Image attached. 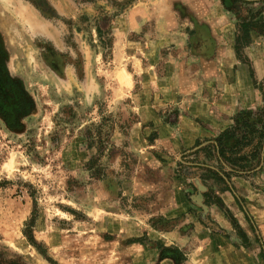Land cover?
Masks as SVG:
<instances>
[{
    "label": "rangeland",
    "instance_id": "1",
    "mask_svg": "<svg viewBox=\"0 0 264 264\" xmlns=\"http://www.w3.org/2000/svg\"><path fill=\"white\" fill-rule=\"evenodd\" d=\"M216 6L242 55L264 0H0V264H264V90L229 127L258 129L232 152L260 142L245 169L218 135L175 140L186 98L209 93Z\"/></svg>",
    "mask_w": 264,
    "mask_h": 264
},
{
    "label": "crops",
    "instance_id": "2",
    "mask_svg": "<svg viewBox=\"0 0 264 264\" xmlns=\"http://www.w3.org/2000/svg\"><path fill=\"white\" fill-rule=\"evenodd\" d=\"M211 13L213 17L208 19V24L213 26L212 23L214 25L217 23V27H213L215 29H212L210 37H205L206 40H202V43L209 45L208 51L202 53L206 55L203 67L206 72L204 78L207 87H209V93H196L186 98L185 108L189 116L182 115L178 119L180 137L179 140L175 138L179 144V150L196 147L202 138L215 137L231 127L233 115L237 114L239 110L254 109L263 104L264 22L261 27L249 31L246 41H241L240 37L237 38V42L245 44L241 51L242 55H237L234 45L235 37L239 36V32L237 31V34L235 25H232L230 21L229 23L224 22L225 16L221 14L218 6L212 9ZM215 39L218 45L214 49ZM212 89L214 92H211ZM168 138H173V136ZM171 147L173 148V144ZM220 196L225 204L232 202L228 190L223 191ZM181 197L182 195L178 193L177 207L169 211L170 217L178 213L179 205L183 206V209L188 207L189 204ZM187 217L192 222L195 219V215L191 213H187ZM199 229L197 236L203 238V241L205 240L209 246L218 247V252H221V247L225 248V237L218 233H211L208 228H203L202 225L199 226ZM180 241H185V238ZM205 251L209 254V248H206ZM204 256L206 255H201L202 261Z\"/></svg>",
    "mask_w": 264,
    "mask_h": 264
},
{
    "label": "trees",
    "instance_id": "3",
    "mask_svg": "<svg viewBox=\"0 0 264 264\" xmlns=\"http://www.w3.org/2000/svg\"><path fill=\"white\" fill-rule=\"evenodd\" d=\"M259 27H261V24L259 25ZM243 29L245 30V32L243 33V35H241L243 41H246V36H247V30L246 26H243ZM244 124V123H243ZM245 128L242 130L243 134L240 136H235V127L234 128H227L225 130H223L215 139V144L217 146L218 149V154L222 155L223 158L230 163L233 167H238V168H242L245 169L246 164L243 162H246L248 160V158L252 157L253 155L257 154L259 152L260 149V142L258 141L257 144H255L253 146V148L250 150L249 154H239V155H232V152L234 150L237 149V147L240 144H246L247 142H250L251 140V135L252 133H254L255 131H257L258 129L255 126L249 125L245 122V124L243 125ZM263 130H258V136H263L264 134V123L262 125ZM234 137V138H233ZM232 140L231 143V147H230V154L228 155H224V142L228 141V140ZM217 202H220L221 199L219 197L216 198ZM75 213V212H74ZM32 238L30 237V240ZM176 254L177 252H179L178 248H174ZM173 259L176 260L177 257L176 255L173 254Z\"/></svg>",
    "mask_w": 264,
    "mask_h": 264
},
{
    "label": "bare ground",
    "instance_id": "4",
    "mask_svg": "<svg viewBox=\"0 0 264 264\" xmlns=\"http://www.w3.org/2000/svg\"><path fill=\"white\" fill-rule=\"evenodd\" d=\"M125 80H126V78H125Z\"/></svg>",
    "mask_w": 264,
    "mask_h": 264
}]
</instances>
